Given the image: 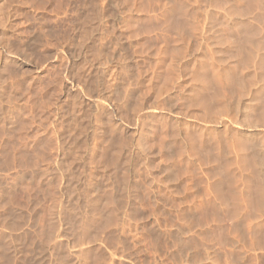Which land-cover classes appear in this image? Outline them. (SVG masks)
Here are the masks:
<instances>
[{
	"label": "rangeland",
	"instance_id": "rangeland-1",
	"mask_svg": "<svg viewBox=\"0 0 264 264\" xmlns=\"http://www.w3.org/2000/svg\"><path fill=\"white\" fill-rule=\"evenodd\" d=\"M0 264H264V0H0Z\"/></svg>",
	"mask_w": 264,
	"mask_h": 264
}]
</instances>
